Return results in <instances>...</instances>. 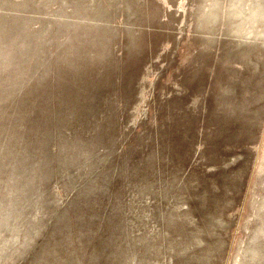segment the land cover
Segmentation results:
<instances>
[{
  "label": "rangeland",
  "instance_id": "374dc122",
  "mask_svg": "<svg viewBox=\"0 0 264 264\" xmlns=\"http://www.w3.org/2000/svg\"><path fill=\"white\" fill-rule=\"evenodd\" d=\"M0 264H264V0H0Z\"/></svg>",
  "mask_w": 264,
  "mask_h": 264
}]
</instances>
